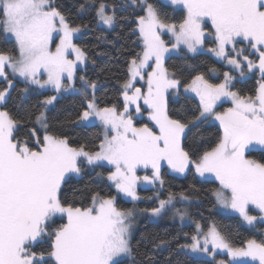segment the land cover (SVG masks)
Here are the masks:
<instances>
[{
  "label": "snow or ice",
  "instance_id": "1",
  "mask_svg": "<svg viewBox=\"0 0 264 264\" xmlns=\"http://www.w3.org/2000/svg\"><path fill=\"white\" fill-rule=\"evenodd\" d=\"M74 11L102 27L98 41L131 18L141 51L126 62L120 99L102 104L99 80L78 75L89 56L74 38L88 25L74 23L73 9L56 0H0V264H155L173 240L145 233L134 246L137 210L117 200L150 201L140 214L171 213L183 224L199 190H166V173L214 177L216 204L264 227V0H77ZM207 45L221 65L207 69L215 81L188 63ZM174 56L184 63L169 64ZM257 74L253 88L237 87ZM13 92L18 101L43 99L13 110ZM68 92L80 94L78 110L54 123L50 107ZM181 95L185 105L172 109ZM224 102L230 106L218 110ZM208 122L219 125L212 140L202 135ZM97 125L95 140L74 141L67 132ZM88 171L109 191L85 187L69 199L66 186ZM139 185L153 195L142 197ZM192 223L177 251L206 256L204 264H264V238L237 245L214 222L207 230Z\"/></svg>",
  "mask_w": 264,
  "mask_h": 264
},
{
  "label": "trees",
  "instance_id": "2",
  "mask_svg": "<svg viewBox=\"0 0 264 264\" xmlns=\"http://www.w3.org/2000/svg\"><path fill=\"white\" fill-rule=\"evenodd\" d=\"M56 2L62 6L69 9H73V14L71 19L74 23H85L88 28L79 34L74 42L83 47L89 56V62L84 71H78V75H87L90 79L99 80V89L97 91V97L100 102H117L119 97L120 80L124 77L126 72V62L131 54L141 51V46H138L135 41L137 37L130 34V29L135 25L132 19L127 20L121 19L115 31L107 32L104 31V40H97V37L101 35L103 29L98 27L93 21L91 14H84L82 16H77L74 11V5L77 0H56ZM131 10H129L130 12ZM129 12L122 13L123 16H129ZM170 16H177V13L172 12L169 9ZM210 46V45H208ZM98 53H106V55H98ZM95 60V64L92 61ZM169 64L173 63H184L183 60L173 57L172 60L168 61ZM188 63L196 65L199 67L200 71L206 73L210 78L207 69L209 66H216L221 68V65L215 62V58L206 52H200L195 57L188 60ZM223 70V69H222ZM211 79V78H210ZM256 79L248 78L246 81L241 82L237 85L238 88H243L245 91L251 89L255 86ZM79 88V81L76 84ZM18 89L23 88L24 84L21 82L17 85ZM46 94H55L51 90H46ZM17 93L13 92L12 99L8 103L10 109L15 110L23 104V108H29L37 103L38 99H43V96H37L32 94L22 101L16 99ZM81 96L79 93L68 92L62 94L55 107H50L49 115L54 123L63 121L65 117L75 115L78 110V105ZM174 102L170 103L172 109H180L181 106L185 105L186 101L183 95L172 98ZM219 125L216 122H208L202 126V135L205 140H212L218 133ZM68 134L72 137L74 141H78L82 136H87L89 140H95L98 133L101 132L99 125L96 127H90L86 131L79 128L73 129L71 127L67 128ZM103 171L102 169H96V172ZM140 175L144 174L143 170L139 172ZM197 177L193 178L192 174H188L187 178L182 176H175L172 174L165 175V189L171 188L173 191H181L187 189L189 184H195L199 190L198 197L194 196L193 202L190 206V222L186 224H179L176 222H171L167 219L150 220L145 216H141L134 227V239L133 245L135 246L137 242L141 240L142 234L145 233H158L168 239H172L173 243L171 246L162 252H159L153 256L155 264H204L205 259L192 256L187 251H177V243H185L184 233H193L194 225L193 220L199 221L203 225L204 229L207 230L208 226L213 222L222 231L229 233L233 242L240 245L242 241L248 238H264L262 233H264V227H245L243 226L239 218L235 215H229L216 211L215 209V198L211 195V189L218 187V183L215 180L207 179L206 182H202ZM85 187H100L105 192L109 189L105 182H101L96 176L95 172L88 171L82 176V178L75 179L72 183L66 186V195L69 199L74 196H78L77 190H83ZM138 193L142 197H148L153 195V189L150 188H137ZM111 193L115 195V190L112 189ZM166 195V191L164 193ZM118 206L122 208H131L133 202L130 200H125L118 198ZM140 208L150 207V201H140L136 203ZM175 238V239H173ZM141 253L144 251L143 245L140 247ZM142 257H137L140 260ZM223 259L225 257L218 255L217 259Z\"/></svg>",
  "mask_w": 264,
  "mask_h": 264
},
{
  "label": "rangeland",
  "instance_id": "3",
  "mask_svg": "<svg viewBox=\"0 0 264 264\" xmlns=\"http://www.w3.org/2000/svg\"><path fill=\"white\" fill-rule=\"evenodd\" d=\"M101 28H102V27H101ZM164 38H165L166 40H170V39H171L170 36H168V35H166ZM74 39H75V38H74ZM74 43H75V42H74ZM207 47H208V45H207V46L205 47V49L202 50L201 52H206V53H208L207 50H206ZM208 54H210V53H208ZM210 55H211V54H210ZM211 56H212V55H211ZM212 57H214V56H212ZM214 58H215V57H214ZM209 76H210V78H211L213 81H215V77H212V74H211V73H209ZM256 77L259 78V74H257ZM140 83L142 84L143 82H140ZM138 86H139V85H138ZM173 98H177V97H173ZM229 106H230V102H224V103L222 104V106L218 108V110H223L224 108H227V107H229ZM144 174H145V173H144ZM144 174H142V175H144ZM172 175L178 176V175H176V174H172ZM197 178H199V179H201V180H204V178H200V177H197ZM207 179L215 180L214 177H208ZM217 183H218V182H217ZM218 186H219V185H218ZM138 187L147 189V188H150L151 186L139 185ZM115 194H116V193H115ZM118 198H122V197H118ZM122 199L128 200V199H126V198H122ZM136 203H138V202H136ZM136 203H133V205L131 206V208H135V209L137 210L136 215H135V217H134V227H135V225H136L137 220H138L141 216H144V215L140 214V212H139V209H142V208H140L138 205H136ZM177 206L180 207L181 205H177ZM190 206H191V205H190ZM190 206H188L189 214H190ZM215 209H216V211H218V212L225 213V214H229V215H235V216H236V214L231 213V212L228 211V210H225V209L220 208V206L217 205V204H215ZM164 219H167V220H169V221H171V222H176V223L181 224V222H180L178 219H176V220H173V219H172L171 213H169L167 216H165ZM153 220H158V219H153ZM239 221H240V223H241L243 226H245V227H251V226H248V225L244 224L241 220H239ZM189 222H190V218H189V219H186L185 222H184L183 224H186V223H189ZM257 226H258V225H257ZM257 226H256V227H257ZM189 253H190L192 256H194V257L202 258V259H205V260L208 259V257H206V256H201V255H199V254H197V253H191V252H189ZM220 256L225 257V254H224V253H221ZM221 259H222V258H221Z\"/></svg>",
  "mask_w": 264,
  "mask_h": 264
},
{
  "label": "flooded vegetation",
  "instance_id": "4",
  "mask_svg": "<svg viewBox=\"0 0 264 264\" xmlns=\"http://www.w3.org/2000/svg\"><path fill=\"white\" fill-rule=\"evenodd\" d=\"M251 78V77H250Z\"/></svg>",
  "mask_w": 264,
  "mask_h": 264
}]
</instances>
